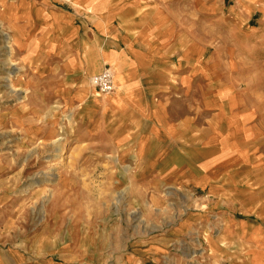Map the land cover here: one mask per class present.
I'll list each match as a JSON object with an SVG mask.
<instances>
[{"label":"crops","instance_id":"1","mask_svg":"<svg viewBox=\"0 0 264 264\" xmlns=\"http://www.w3.org/2000/svg\"><path fill=\"white\" fill-rule=\"evenodd\" d=\"M2 1L19 7L10 19L21 27L24 58L52 56L50 70L76 84L59 90L68 86L89 105L88 139L138 163L149 186L195 187L217 206L236 167L259 161L252 153L264 127L240 101L253 89L251 75L264 73V0H192L191 16L189 0H74L70 10L61 0H0L14 30ZM190 17H209L214 27L208 58L188 33ZM106 67L114 90L100 95L86 79ZM230 206L216 215L219 240L244 242L241 264H264V226ZM0 264L29 261L21 249L0 247Z\"/></svg>","mask_w":264,"mask_h":264},{"label":"rangeland","instance_id":"2","mask_svg":"<svg viewBox=\"0 0 264 264\" xmlns=\"http://www.w3.org/2000/svg\"><path fill=\"white\" fill-rule=\"evenodd\" d=\"M1 5L11 24L19 7ZM205 19L190 17L188 33L202 39L208 58L214 27ZM12 25L0 14V247L21 249L29 264L244 263V242L219 240L216 215L231 205L238 218L264 226V136L252 153L259 161L236 167L226 203L205 201L195 187H151L138 163L88 139L89 105L68 86L59 90L63 82L74 87L71 76L50 70L52 56L24 58L21 27ZM251 76L253 89L241 91L240 102L264 127V73ZM91 77L88 85L105 95Z\"/></svg>","mask_w":264,"mask_h":264},{"label":"built area","instance_id":"3","mask_svg":"<svg viewBox=\"0 0 264 264\" xmlns=\"http://www.w3.org/2000/svg\"><path fill=\"white\" fill-rule=\"evenodd\" d=\"M91 84L102 93H110L114 90L112 72L109 68L103 69L99 74L92 76Z\"/></svg>","mask_w":264,"mask_h":264},{"label":"bare ground","instance_id":"4","mask_svg":"<svg viewBox=\"0 0 264 264\" xmlns=\"http://www.w3.org/2000/svg\"><path fill=\"white\" fill-rule=\"evenodd\" d=\"M111 93V92H110ZM106 94H109V93H106ZM82 118V117H81ZM71 120V119H70Z\"/></svg>","mask_w":264,"mask_h":264}]
</instances>
